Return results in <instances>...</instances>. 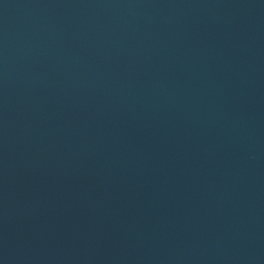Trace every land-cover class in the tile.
Here are the masks:
<instances>
[{"label":"water","instance_id":"water-1","mask_svg":"<svg viewBox=\"0 0 264 264\" xmlns=\"http://www.w3.org/2000/svg\"><path fill=\"white\" fill-rule=\"evenodd\" d=\"M0 264H264V0H0Z\"/></svg>","mask_w":264,"mask_h":264}]
</instances>
